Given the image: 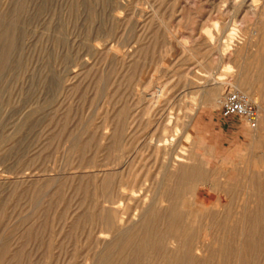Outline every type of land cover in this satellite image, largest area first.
Returning <instances> with one entry per match:
<instances>
[{
    "label": "rangeland",
    "instance_id": "rangeland-1",
    "mask_svg": "<svg viewBox=\"0 0 264 264\" xmlns=\"http://www.w3.org/2000/svg\"><path fill=\"white\" fill-rule=\"evenodd\" d=\"M74 1L0 0V50L10 52L0 51V264H161L164 249L137 261L128 252L134 239L152 242L140 219L165 188L174 194L153 206L157 218L149 211L158 227L183 204L204 205L189 251L206 256L196 248L195 264H264V221L246 250L254 258L235 231L240 209L264 205V0H91L92 10ZM230 88L258 105L257 127L222 116ZM176 160L198 177L172 176ZM204 213L223 220L214 235Z\"/></svg>",
    "mask_w": 264,
    "mask_h": 264
},
{
    "label": "bare ground",
    "instance_id": "bare-ground-1",
    "mask_svg": "<svg viewBox=\"0 0 264 264\" xmlns=\"http://www.w3.org/2000/svg\"><path fill=\"white\" fill-rule=\"evenodd\" d=\"M107 1L108 0H97V3L99 4V5H104V4H106L107 3ZM77 5H83V6H85V7H87V8H89V9H91L92 10V7H93V5L95 6L97 3L95 2V4H93L92 3V1L91 0H76V1H74ZM71 3V2H70ZM74 3V6H76L77 7V5ZM25 4V3H24ZM98 5V6H99ZM107 5V4H106ZM98 6H95V8L96 7H98ZM101 7V6H100ZM99 7V8H100ZM108 7V6H107ZM25 8V7H24ZM28 10V9H27ZM86 10V9H85ZM75 11V10H74ZM87 11V10H86ZM90 12H92V11H90ZM89 13V12H88ZM92 14H93V12H92ZM97 14V12H94V14H93V16L95 17V15ZM75 15V14H74ZM92 16V18L91 19H93L94 17ZM99 17V16H98ZM97 17V18H98ZM93 21H94V19H93ZM1 29V28H0ZM11 31V30H10ZM17 32V31H16ZM1 33H3V32H1ZM5 33H6V30H5ZM11 33H13V32H11ZM7 34V33H6ZM1 35V34H0ZM4 35V34H3ZM3 35L2 36H0V40H2L3 38ZM10 35V34H9ZM13 35H14V33H13ZM5 36V35H4ZM11 36V35H10ZM7 37V36H6ZM6 37H4L5 39H6ZM2 38V39H1ZM16 38V37H15ZM7 40V39H6ZM8 41V40H7ZM2 42V41H1ZM7 43V42H6ZM9 43V42H8ZM11 43V42H10ZM15 43V42H14ZM11 45V44H10ZM5 46H6V44H5ZM9 46V45H8ZM14 46H16V45H14ZM13 46V48H15ZM7 47V46H6ZM12 47V46H11ZM10 48V47H9ZM12 48V49H13ZM6 50V49H5ZM4 50V51H5ZM14 50V49H13ZM1 51V50H0ZM3 51V50H2ZM1 51V52H2ZM2 52V54L4 53V55L6 54V52ZM6 51H8V50H6ZM1 52H0V65L2 64V61H3V57H2V55H1ZM9 52V51H8ZM7 52V53H8ZM10 53V52H9ZM5 58V57H4ZM65 58V57H64ZM76 59V58H75ZM9 61V60H8ZM2 67V66H1ZM5 68V67H4ZM257 68H258V66H257ZM257 73L258 72H261V74H263L264 72H263V70L261 71V70H257L256 71ZM255 75H256V73L255 72H253ZM249 74V73H248ZM247 74V75H248ZM246 75V76H247ZM253 75V74H252ZM250 76V75H249ZM261 76V75H260ZM263 76V75H262ZM262 76H261V78H262ZM248 77V76H247ZM253 77V76H252ZM254 78V77H253ZM260 78V77H259ZM248 79V78H247ZM245 77H241V78H238L237 80H239V83L243 86V87H246L248 84H249V81H255V83H257L256 82V80L255 79H248L247 80ZM257 79H258V77H257ZM258 81V80H257ZM259 82H261L260 80H259ZM46 83V82H45ZM217 83V82H216ZM223 82H221V83H219V85L220 84H222ZM47 84V83H46ZM251 84V83H250ZM253 84V83H252ZM217 85V84H216ZM49 86V85H48ZM261 86V85H260ZM255 88V87H254ZM260 89V88H259ZM258 89V90H259ZM212 90V89H211ZM258 90H257V92H258ZM212 92V91H211ZM214 93V92H213ZM213 93H211V94H213ZM204 95V94H203ZM206 95V94H205ZM212 97H213V95H211ZM206 97V96H205ZM224 97V96H223ZM211 99V98H210ZM223 99V98H222ZM203 101H205L204 99H203ZM211 103H212V100H211ZM258 124V123H257ZM262 124V123H261ZM255 127H257V125L255 126ZM255 127H253V128H255ZM183 158H185L184 156H183ZM190 158V157H189ZM187 159V158H186ZM186 159H184V160H186ZM188 160V159H187ZM190 160H191V158H190ZM189 160V161H190ZM180 165L183 163V161L182 160H176ZM194 162H195V160H193ZM187 163V162H186ZM185 163V165H186V168H185V166H184V168H183V165H181L182 167H179L180 165H177V164H174L173 163V167H175V168H177L178 169V172H176V173H171L172 174V176H176V178L179 180V179H182V178H184V180H185V182H186V179H188L187 177H191V176H193V177H198V175H199V173L197 174V172L198 171H196V170H194V171H191V170H189V168L187 169V164H189V163H187L186 164ZM196 163V162H195ZM204 163V162H203ZM206 163V162H205ZM198 164V163H197ZM196 164V165H197ZM242 164H243V162H242ZM262 164V163H261ZM190 165H191V163H190ZM244 165V164H243ZM192 166V165H191ZM203 166V165H202ZM206 166H208V165H206ZM227 166V165H226ZM225 166V167H226ZM245 166V165H244ZM246 166H249L248 164L246 165ZM167 168V167H166ZM180 168V169H179ZM201 168V167H200ZM245 168V167H244ZM249 168V167H248ZM172 169V168H171ZM202 169V168H201ZM170 170V169H169ZM174 170V169H173ZM175 172V171H174ZM247 172V171H246ZM249 172V171H248ZM170 173V172H169ZM226 173V172H225ZM224 173V174H225ZM252 173V172H251ZM227 174V173H226ZM255 174V173H254ZM169 175V174H168ZM221 175H223V173L221 174ZM240 175V174H239ZM246 175V177H247V174H245ZM249 175V174H248ZM167 176V175H166ZM171 176V175H170ZM170 176H169V178H168V180H169V182L171 181V183H172V180H170ZM171 176V177H172ZM202 176H203V174H202ZM211 176V175H210ZM208 177V176H207ZM206 176L204 177V179H206L207 178ZM212 177V176H211ZM245 177V178H246ZM137 178V177H136ZM175 178V177H174ZM232 178V177H231ZM166 179V178H165ZM172 179V178H171ZM177 179H175L176 180V184H180L179 183V181L177 182ZM194 179V178H193ZM225 179V178H224ZM238 179V178H237ZM195 180V179H194ZM207 180V179H206ZM228 180V179H227ZM235 180V179H234ZM246 180V179H245ZM173 181H174V179H173ZM191 181V180H190ZM202 181V180H201ZM200 181V182H201ZM210 181H212V180H210ZM230 181V180H229ZM255 181H256V178L254 177V176H252L249 180H248V182H247V184H248V186H247V191L248 192H250V191H255ZM169 182L167 181V183L169 184ZM181 182V181H180ZM185 182H184V184H185ZM189 182V181H188ZM239 182V181H238ZM203 183V182H202ZM241 183H243V182H241ZM163 184V183H162ZM165 184H166V181H165ZM189 184V183H188ZM194 184V183H193ZM196 185H198L197 184V182L195 183ZM194 184V185H195ZM224 184H225V182H224ZM245 184H246V181H245ZM171 185V184H170ZM169 185V186H170ZM186 185V184H185ZM226 185V184H225ZM228 185H229V182H228ZM238 185V184H237ZM168 185L166 186L165 185V187H168V188H172V185L169 187ZM174 186H175V184H174ZM181 186H182V182H181ZM188 186V185H187ZM192 186V185H191ZM230 186V185H229ZM228 186V187H229ZM243 186V185H242ZM163 186H161V188H162ZM176 187V186H175ZM184 187V186H183ZM245 187V186H244ZM186 188V187H185ZM223 188V187H222ZM233 188V187H232ZM164 189V188H163ZM166 190H168L167 188H165ZM181 189H183V188H181ZM259 189V188H258ZM166 190H163V191H161L160 192V194H159V196L156 198V200L149 206V207H147V205H146V207H147V209L145 210V211H143V213H142V217H141V221H143V223H145V224H147V227H146V229H147V232H150L151 230H153V233H151L152 234V242H150L149 243V241L147 242V241H145V242H147V243H143L144 241L143 240H141V241H143V242H141L140 243V241H139V239H141V238H137L138 239V241L136 242L135 241V239L134 240H132V242L133 241H135L136 243H132L131 242V240H130V242H131V245H130V250H129V252H128V254H131V255H136V254H138V255H136V261L137 260H139L137 257L140 255V253L141 252H144V251H147V250H160V248L163 250L164 249V254H163V256H162V252H159V254H160V256L163 258V260H162V262H161V260H160V262H158V263H161V264H184V263H187V264H195V262H197V261H195L194 259H191V258H189V254L190 253H194L195 252V250H196V248H195V250H194V252H193V250H192V252L191 251H189L190 250V247H191V245L192 244H195V243H192L191 244V233L193 232V231H195V228H196V226H198V228H199V225H200V222H198V219H199V217L198 216H201L202 214H203V206H200L199 208H197V209H195V210H189V209H185V207L187 206L186 204H183V206H182V209H181V207H180V211L179 212H175L174 213V216L175 217H173V219H171L170 221L172 222V223H174V224H170V222L169 223H167V226H168V224H170V226L167 228V229H165V228H163V227H158V224H156L157 223V220H155L157 217H156V215L154 214V211L152 212V210H153V206H156V205H159V204H162V203H164L165 201H166V199H168L169 197H168V194H169V196H170V192L167 194V192H166ZM170 190H172V189H170ZM173 190H174V192H175V190L176 189H174L173 188ZM191 190V189H190ZM227 190V189H226ZM225 190V191H226ZM245 190V189H244ZM177 191H179L178 189H177ZM172 192V191H171ZM175 193H177V192H175ZM179 193V192H178ZM254 193V192H253ZM256 193H258V192H256ZM261 193V192H260ZM101 194H102V192H101ZM118 194V193H117ZM116 194V195H117ZM174 194V193H173ZM173 194H171V196L173 195ZM245 194V193H244ZM175 195H177V194H175ZM174 195V196H175ZM185 195H187V194H184L183 193V196H185ZM171 196H170V198H171ZM180 196V195H179ZM232 196V195H231ZM178 197V196H177ZM189 197V196H188ZM109 195H107V197L105 198V202H109V203H112V204H114L115 203V201H112V200H109ZM169 198V199H170ZM186 197H184V199H185ZM221 198V197H220ZM248 198L249 199H251L252 198V194H251V192H250V194L248 193ZM257 198L258 197H256V200H257ZM111 199H113V198H111ZM154 199V198H153ZM175 200H174V203H175V201H176V198H174ZM181 199H183V198H181ZM179 200V199H177V200H179V201H184V200ZM243 199H244V197H243ZM245 199H247V198H245ZM113 200H115V199H113ZM255 200V199H254ZM254 200H253V202H254ZM261 200V199H260ZM259 200V201H260ZM221 201V200H220ZM225 201V200H224ZM223 201V202H224ZM233 201V200H232ZM258 201V200H257ZM177 202V201H176ZM185 202V201H184ZM251 202V201H250ZM166 203V202H165ZM173 202H171L170 204H172ZM204 203V202H203ZM202 203V204H203ZM168 204H169V202H168ZM169 204V205H170ZM179 204V203H178ZM226 204H228V203H226ZM225 204V205H226ZM243 204L245 205V202H243ZM253 204V203H252ZM258 205H257V210H255L254 209V211H250V210H245V211H243V209H240V210H242V215H240V221H238V223L237 224H240L241 226L240 227H238V229L237 230H235V231H238V232H241L240 233V235H239V237L240 238H242V239H240V240H242V241H240V243L241 242H243L242 243V245H241V248L243 247L244 248V250H241V252L243 253L242 255H244L245 253L247 254V252L248 251H246V250H249V249H251L252 247V242H251V240H254V238L255 237H257L258 238V236H255V235H253V233L255 232V231H257L256 230V226L257 225H259V224H262V222L264 221V205H262V204H260V202H258L257 203ZM173 205V204H172ZM200 205V204H199ZM198 205V206H199ZM220 205H223L222 203H220ZM162 206H164V205H162ZM166 206V205H165ZM177 206V205H176ZM224 206V205H223ZM242 206V205H241ZM241 206H240V208H241ZM252 205H251V203H248L247 204V206L246 207H251ZM254 206H255V204H254ZM113 207V206H112ZM117 207V206H116ZM144 207V206H143ZM167 207V206H166ZM239 207V206H238ZM155 208V207H154ZM170 208H172L171 206H169V209ZM221 208H222V206H221ZM236 208V207H235ZM255 208V207H254ZM101 209V208H100ZM152 209V210H151ZM175 209V208H174ZM245 209H247V208H245ZM102 210H103V208H102ZM113 210L115 211L114 213H113V215L115 216V218H117L118 219V217H116V216H120L119 215V213H123V212H121V210H119V209H117V208H115V207H113ZM176 210V209H175ZM175 210H173V211H175ZM178 210V209H177ZM213 210V209H212ZM226 210H228V206H227V209ZM237 210V209H236ZM106 211V210H105ZM149 211L150 212H152L151 213V215L152 214H154L155 215V217L156 218H152L149 214ZM229 211V210H228ZM237 211H239V210H237ZM165 212H167V211H165ZM169 212H170V210H169ZM214 212V211H213ZM216 212V211H215ZM218 212V211H217ZM224 212H227V211H224ZM230 212V211H229ZM158 213V212H157ZM231 213V212H230ZM101 214H102V212H101ZM105 214V213H104ZM110 213L108 212L107 213V216L109 215ZM206 214H208V212H206ZM212 214H214V213H212ZM211 213H210V215H212ZM219 214V213H218ZM218 214H215V215H218ZM221 214H222V212H221ZM226 214V216H227V213H225ZM236 214V213H235ZM122 215V214H121ZM160 215H161V213H160ZM173 215V214H172ZM171 215V216H172ZM214 215V216H215ZM237 215H238V212H237ZM159 216V215H158ZM166 216H168V215H166ZM204 216H205V213H204ZM203 216V217H204ZM207 216V215H206ZM205 216V217H206ZM223 216H224V213H223ZM222 216V217H223ZM235 216V215H234ZM242 216V217H241ZM197 217H198V219H197ZM208 217H209V214H208ZM231 217V216H230ZM233 217V216H232ZM159 218V217H158ZM168 218H169V216H168ZM215 219H216V217H214ZM235 219H236V217H234ZM237 218H238V220H239V215L237 216ZM167 219V218H166ZM201 219V218H200ZM206 219H207V217H206ZM205 218H204V221L206 220ZM215 219L213 220V219H211V221H208V219H207V222H206V224H204V229L205 230H207V231H209V232H211L212 234H213V229L214 228H217L219 225L218 224H220L221 222L223 223V220L222 221H220L221 219L220 218H218V219H220V220H216L215 221ZM223 219V218H222ZM225 219V218H224ZM227 220H229V219H227ZM231 220V219H230ZM233 221V220H232ZM117 222H119V221H117ZM135 222V221H134ZM161 222V221H160ZM225 222V221H224ZM234 222V221H233ZM237 222V221H236ZM235 222V223H236ZM240 222V223H239ZM125 223V222H124ZM127 224H129L128 225V227L127 228H129L130 226H132V225H130V221H129V223H128V221L126 222ZM199 224V225H196V224ZM201 223H203L202 221H201ZM226 223H227V221H226ZM132 224V223H131ZM163 224V223H162ZM218 225V226H215V225ZM230 224V223H229ZM237 224H235V226H233L234 227V229H236L237 227L236 226H238ZM154 225V226H153ZM177 225V226H176ZM122 226H123V224H122ZM134 226V225H133ZM132 226V228H131V230H128V231H132V229L133 228H135V226L133 227ZM201 226V225H200ZM223 226H224V223H223ZM232 227V228H233ZM124 228V227H123ZM203 228H202V230H203ZM224 228V227H223ZM222 228V229H223ZM126 229V228H125ZM197 229V228H196ZM226 229V228H225ZM224 229V230H225ZM259 229H261V227L259 228ZM263 229V228H262ZM124 230V229H123ZM122 230V231H123ZM171 230V232L170 233H172V231L174 232L172 235L171 234H168L167 232L168 231H170ZM216 231H218V233L220 234V232H219V229L217 230V229H215ZM229 230V229H228ZM233 230V229H232ZM232 230H231V232H232ZM127 231V232H128ZM145 231V230H144ZM200 231H201V228H200ZM199 231V232H200ZM225 231H227V229L225 230ZM230 231V230H229ZM260 231V230H259ZM121 232V231H120ZM133 232H135V231H133ZM197 232H198V230H197ZM222 232H223V230H222ZM221 232V233H222ZM231 232H229V233H231ZM238 232H236V234L238 233ZM258 232V231H257ZM132 233V232H131ZM177 235H176V234ZM226 234H227V232H225ZM228 233V234H229ZM263 233V232H262ZM126 234H128V233H126ZM141 234H143L142 232H141ZM141 234H139V235H141ZM166 234H168V235H170V236H166ZM179 234L182 236H180V237H178L179 236ZM200 234V233H199ZM198 234V235H199ZM216 234V233H215ZM131 235H134V234H131ZM214 235V234H213ZM223 235H224V233H223ZM230 235H232L231 237H233V234H230ZM245 235V236H244ZM264 235V234H263ZM200 236V235H199ZM198 236V237H199ZM202 236H204V234H201V236L200 237H202ZM206 236V235H205ZM207 236H209V235H207ZM216 236V235H215ZM215 236H213L214 237V242H216V244H217V241L219 240L218 238H220V235H219V237L217 238V237H215ZM228 236V235H227ZM226 236V237H227ZM237 236H238V234H237ZM236 236V238L238 239V237ZM243 236V237H242ZM254 236V238L252 239V237ZM147 237H148V234H147ZM157 237H160V240H158L157 239ZM197 237V236H196ZM196 237H195V239H196ZM197 237V238H198ZM224 237V236H223ZM231 237L229 238V239H231ZM129 238V237H128ZM127 238V239H128ZM149 238H151V236H149ZM205 238H207V237H205ZM234 238V237H233ZM232 238V239H233ZM124 239V238H123ZM144 239H146V238H144ZM200 239V238H199ZM221 239L222 238H220V241H221ZM227 240H228V238H226ZM237 239H235L236 241H237ZM256 239V238H255ZM125 240V239H124ZM124 240L123 241H121L122 243H124ZM211 241H212V238L210 239ZM261 240H263V238L261 239ZM196 241V240H195ZM219 241V242H220ZM224 241V240H223ZM231 241V244H232V240H229V242ZM258 241V240H257ZM257 241H256V244H257ZM200 242V241H199ZM207 242V241H206ZM213 242V243H214ZM218 242V243H219ZM222 242V241H221ZM227 243H228V241H226ZM225 242V243H226ZM234 242V241H233ZM259 242V241H258ZM120 243V242H119ZM224 243V242H223ZM224 243V244H225ZM235 243V242H234ZM236 243H238V242H236ZM139 244V245H138ZM198 243H196V245H197ZM202 244L203 245H205L204 243H203V241H202ZM208 244V243H207ZM212 244V242L211 243H209V245H211ZM220 244V243H219ZM255 244V243H254ZM263 244V243H262ZM203 245H202V247H203ZM221 245V244H220ZM230 245V244H229ZM238 245V244H237ZM237 245H235V246H237ZM198 246V245H197ZM212 246V245H211ZM215 246V245H214ZM214 246H212V247H214ZM228 246V245H227ZM227 246L224 248V249H226L227 248ZM232 246H233V244H232ZM232 246H230L231 247V249H230V247H229V249L231 250L230 252H232ZM195 246H192V248H194ZM201 247V246H200ZM206 247V249L208 248V250L210 249V246L209 247H207V246H204V248ZM216 247H217V245H216ZM254 247H257V245L256 246H254ZM215 248V247H214ZM218 248H221L220 246L218 247ZM234 248V250H236L237 248H235V247H233ZM260 248V247H259ZM213 249V248H212ZM240 249V248H239ZM255 249H257V248H255ZM204 250V249H203ZM207 250V251H208ZM220 250V249H219ZM251 250H253V249H251ZM202 251V250H201ZM200 250H198V248H197V250H196V252H195V254L197 255V256H199V255H201L202 254V252H201ZM215 251V250H214ZM223 251V250H222ZM226 251H228V250H226ZM225 250L223 251V253H225L226 252ZM238 252H240L239 250H237ZM243 251H245V252H243ZM250 251V250H249ZM140 252V253H139ZM204 252H205V250H204ZM203 252V253H204ZM212 252V250H210V252L208 253V255L210 256V259L212 258V256H211V253ZM229 252V253H230ZM257 251L255 250L254 251V253H253V256H252V254H250L249 252V254L254 258V254L256 253ZM259 252V251H258ZM146 253V252H145ZM215 254H216V252H214ZM220 253V252H219ZM218 253V254H219ZM222 254V253H221ZM234 254H235V251H234ZM249 254H247L248 255V257H249ZM258 254L259 253H257V256H258ZM141 255H143L142 253H141ZM192 255V254H191ZM194 255V254H193ZM195 255V256H196ZM204 255L206 256V253H204ZM203 255V257H205ZM212 255L215 257L216 255H214L213 253H212ZM226 255V254H225ZM224 255V256H225ZM228 255V254H227ZM231 255H232V253L230 254V257H231ZM236 256H237V253L235 254ZM240 255V254H239ZM247 255H245L244 257H245V259L247 258ZM261 255V254H260ZM196 256V257H197ZM236 256H234V257H236ZM98 257V256H97ZM150 257H152V256H150ZM149 257V258H150ZM158 257V256H157ZM194 256H192V258H193ZM202 257V255L200 256V259H202L201 258ZM222 257V256H221ZM232 257H233V255H232ZM232 257H231V259H232ZM239 257V256H238ZM255 257H256V254H255ZM140 258V257H139ZM145 258V257H144ZM148 258V259H149ZM195 258V257H194ZM207 258H208V256H207ZM228 258V257H227ZM258 258V257H257ZM260 259H262V256H261V258ZM103 260V259H102ZM101 260V261H102ZM156 260H157V258H156ZM227 260V259H226ZM233 260V259H232ZM232 260H230V258H229V260L228 261H232ZM235 260H236V258H235ZM239 260V259H238ZM237 260V261H238ZM243 261H244V259H242ZM247 260V259H246ZM254 259H251V261H253ZM258 260V259H257ZM104 261V260H103ZM132 261H134V260H132ZM151 261V260H150ZM158 261V260H157ZM157 261H155V263L157 262ZM198 261H199V258H198ZM203 261V260H202ZM201 261V262H202ZM210 261V260H209ZM215 261V260H214ZM214 261H212L211 260V262L214 264ZM247 261H249L250 262V259H248ZM247 261H245L246 263H247ZM260 261V260H259ZM110 262H112V261H110ZM200 262V263H201ZM207 261H205V263H206ZM216 262H218L217 260H216ZM237 263V264H239L238 262H236V261H233V263ZM244 262V263H245ZM109 263V262H108ZM140 264H149L148 262H139ZM138 263V264H139ZM209 263V262H208ZM262 263H264V261L262 262ZM105 264V263H104ZM107 264V263H106ZM196 264H198V263H196ZM202 264H204V263H202ZM220 264V263H219ZM221 264H224L223 263V261H222V263ZM226 264V263H225ZM228 264H229V262H228ZM250 264V263H249ZM254 264H256V262L254 263Z\"/></svg>",
    "mask_w": 264,
    "mask_h": 264
},
{
    "label": "built area",
    "instance_id": "built-area-1",
    "mask_svg": "<svg viewBox=\"0 0 264 264\" xmlns=\"http://www.w3.org/2000/svg\"><path fill=\"white\" fill-rule=\"evenodd\" d=\"M221 114L225 118L242 117L251 127H255L259 120L258 105L235 88H230L225 92L221 102Z\"/></svg>",
    "mask_w": 264,
    "mask_h": 264
}]
</instances>
